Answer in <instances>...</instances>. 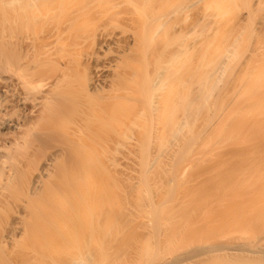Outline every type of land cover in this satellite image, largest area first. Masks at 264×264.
Returning <instances> with one entry per match:
<instances>
[{
  "label": "rangeland",
  "instance_id": "374dc122",
  "mask_svg": "<svg viewBox=\"0 0 264 264\" xmlns=\"http://www.w3.org/2000/svg\"><path fill=\"white\" fill-rule=\"evenodd\" d=\"M56 1L57 0H40L35 9L30 10L31 12L28 11L29 13L35 12V14H39L40 19L37 21L33 20V18L29 14H26L27 11L26 12L23 11L25 13H22L20 12V10H17L19 11V13L18 12L15 13L13 9H7V7L4 8L5 10L0 9V41L4 43L5 48L8 51L7 57L9 58V60L12 59L11 57L13 56V54H11V52L13 51V44L19 40H24L25 37L26 40L27 38H29V40L30 38L35 39L34 49H36L37 48L36 46H38L37 48L38 50L39 46H41L40 52H45L46 50L44 49H47V51L52 50L51 53L49 52L51 57L49 58L51 60L50 62L52 63V60L56 59V61L55 60L53 61L52 66L56 67L57 64L59 65L61 64L62 66V68L60 67L61 69H63L64 66V63H62L61 61L62 59H64L65 64L67 63L69 64V62L66 63L67 60L71 61L72 58L74 59L78 58L80 63L81 59H85L88 56L94 55L95 53L96 55L99 54V58L100 57L101 58L98 59L100 61L97 59L95 61H91L90 62L91 64L89 62H87L86 64V61L82 60L83 62L81 61V64H78L77 62L78 60H75L77 62L76 64H78L77 66L79 65L83 66L85 62L84 64L85 69L88 65L87 67L88 75H92V74L100 75L101 73H103L102 75L106 77L109 76L111 73L112 75L115 74L113 73L115 72V70H117L116 71L117 73L119 71L121 72L122 70L123 71L122 74L123 76L125 75L124 79H126V82L129 80L127 84L130 85V87H128V85L124 83L125 80L120 84L122 85L125 84L126 85V87L124 86L125 89L127 87L131 89L130 91L128 88L127 90L124 89L123 91L125 93H123L122 91L123 93L122 97L121 96L115 97L114 93L116 92H114V90L115 88H117V90L119 91L118 86L120 87V85L118 86L113 85L106 88V89L109 88L111 89V87H113L112 88L113 90L109 89L110 91L108 90L107 93L112 95L109 96L110 101H108V103H112V101L115 100L117 101V99H120V102H118L119 100L117 101V104L119 106L126 105V107L128 106L129 108L130 107L133 108L134 106V108L136 107L135 109H137V107H139L141 103H143L144 101L141 103L140 101H137L136 103L139 102L140 104H137L136 106L135 99L141 98V100H143L145 96L143 98L142 96L145 95V93H148V84L145 82L147 81V79H145L147 77L145 71L146 72L148 71L146 70V67L148 66V64H150L148 67L150 68L151 66L152 70L149 68L147 69L152 71V73L154 72L153 69L155 67L152 66L151 64L152 62L153 64L155 63L154 62L155 60L153 61V59L155 58L152 55H151L152 57L148 56L146 58V60L148 58H151L149 60L150 62L148 61L149 62L148 64L143 61L145 60L144 56H143L144 59H142V56H139L140 50L142 53V49L140 48L143 45H141L140 42L139 44H137L135 38L138 35H140L139 32H141L142 30L141 27L143 26V22L141 18L143 20L149 17L153 18L156 12L160 13L163 10L165 11L178 10L179 6H182L184 0H127V1L125 0H58L60 6L55 5ZM188 1H190L192 6H190L187 9H183L182 6V9L181 8L180 9L183 11V13H179L181 14L179 17H176L178 15L176 13L177 15L175 14L174 15L175 17L174 18L172 17L173 19H170V21H168L167 27H169L171 31L175 30L174 32H176L175 33L176 36L179 33V30H180V34H179L180 37L182 34H183L182 36H184V34L190 35L193 33L191 31H196L198 27L201 25V23L198 21L201 18V12L207 11L205 8V4L207 3L208 0H188ZM232 6L234 7L237 13L233 15V17H230L231 21L230 19H228L226 22H224L223 27L221 26L220 29V30H225L231 27L232 37L230 38L231 40L229 43L232 44L231 46H229L230 48H228L230 51H232L230 52L231 57L230 58L229 56L228 58L225 57L226 60H224L225 62L223 66L224 68L219 76L220 78L218 82L216 83V88H214V90L211 91L208 100L205 101L206 111L202 112L201 114L204 115L201 116L200 114V116H198L194 122V127L192 128L193 134H187L185 132L181 137L182 139L181 141L178 142L171 140L166 147L167 150L165 152L161 150L162 154H159V151H157L159 148V146H157L158 144L157 142H159L161 138L158 140V137L157 138L154 137H156L157 133L159 134V132L157 133L155 132L156 127L159 128L161 127L156 125L157 120L155 119L156 122L153 124L156 126L154 128L155 130H152V132L156 133V135L153 134L154 136H152V132H151L150 135L152 138H154V140L152 139L150 141L151 142L154 141V142L153 144L149 142V145H151L149 146L147 138L145 137L146 135L143 132H145L147 130V127L149 128L150 126L147 125L148 123L143 125V123L146 122L145 120H142V118L145 119L146 117L145 114H143V112L141 114L142 117L139 115L140 113L137 114L136 118L133 117L135 115L132 116L134 119H138V121L136 120L137 124L135 122L136 125L130 126L131 125L130 124L128 125V128L127 126H123V130L125 132L122 131V126H121V128L118 131L117 130L114 131V129L119 127H115L113 128V130L111 129V131H113L112 133L113 135L111 136L110 134V136L113 138L107 136L109 135V133L105 134V137L107 136L106 138L107 140L106 139L105 140L108 143H106L105 140L103 139L105 138L103 137L104 134L102 135L103 140H101L100 137L97 139L100 141L97 142L95 141L96 139L94 140V138L89 134H87L86 137L82 133L84 132L85 129L83 131L77 132L76 136H71V134L69 133L70 139H72L73 142L78 140L75 138L76 137L79 138L81 136V133L84 136V138L86 137L85 138L86 140L84 139L85 141H83V138L82 139L80 138L83 143H87L86 145L85 144L81 145L80 143L81 141L78 142L79 140L76 142L79 145L78 146L79 149L77 148L79 151L77 152L76 149V153L78 154L80 152L79 153L80 159L83 157L82 159L86 160V158L88 157L87 160L89 161L93 160L92 161L93 163H96L99 160V163L97 162L98 164L104 163L100 165L102 170L106 171L107 174L109 173V175L110 173L113 175L115 174L114 175L115 178L114 176H111L112 179H114V183L112 182L113 180H111L110 177L109 180H106L107 182L106 186L107 187L109 186L108 190L105 187L104 189L107 190V192L110 191V193H108L109 195L107 194L108 196L105 194L107 197L110 196V194L112 193L111 191H113V189H114L113 192H115L116 195L113 193L109 198L106 197L108 203L107 202L104 203L107 204L106 206L108 207L109 212H110L109 207H111L114 213L115 212L117 213L116 215L113 214L114 216L112 215L113 213L112 210L110 214H108L109 212L103 213L104 211L101 208H103V206L106 208L104 204L101 205V208L99 207L100 208L99 211L101 212V214L103 213L102 215L100 214L101 216H99L101 219L103 216L102 222L100 221V219H98L97 221L94 219L96 222H98V225L96 222L93 223L92 220L91 222L93 224L91 222H90L91 224L88 223L90 224V226L87 225L86 222H84L85 225H87L86 226L88 228L87 230L90 232L93 231V234L96 235L94 237V235L90 232H88L90 235H87L86 237L80 235L82 238L85 237L83 238L84 241L82 239L84 243L83 245H85V248L84 247L81 248L82 252L79 248L76 247L77 245L78 247L83 246L81 243L82 241L79 238L80 236L78 237L79 242L78 243L76 242L77 245L75 243L76 246L73 245L74 247H76V249H73L74 247L72 248L73 250H76L74 251L76 253L74 254L75 257H78V254L80 255L83 253L84 255H86L88 253L90 255L88 257L89 258L91 257L90 261L95 259L94 261L89 262L90 264H95L97 260H100L99 259L100 257L104 258L106 254L107 257H105L104 259L101 258V262H103L104 260L105 262L98 263L99 262L98 261L97 262L98 264H264V0H234V4ZM17 13L18 14L22 13V15L24 16L26 15V16L24 18V16H22L21 14L18 15ZM17 15L22 17L18 19ZM28 15L30 16L29 17L30 19L28 18L29 20L26 18ZM139 19L141 20L142 26L139 23ZM17 20L21 21V22L18 21L20 22L19 25L16 24ZM26 20H28V22H24ZM189 26L190 28L192 27L193 29L187 30L186 28ZM136 30H138L137 33ZM183 31L184 32L189 31V32L188 34H186L183 33ZM197 31L198 34L200 30ZM134 33H136V35ZM193 34L192 36L194 37ZM173 37H171V39ZM116 39L117 42H119L118 39L122 41L119 44H117ZM133 39L135 40V44L133 42L134 41ZM108 40L109 42H107ZM111 40L115 41L116 43L114 42V44L117 45H112ZM125 42L129 45L126 46L127 44H125ZM52 43L54 44V46ZM100 44H102L101 45L102 48ZM48 45H50L52 49L48 50V48H50V46L47 47ZM202 45H199L200 48L201 47L203 48ZM43 46L45 48H43ZM129 46L134 47L135 49L130 48ZM195 46L193 47L194 50L198 51V53L202 58V51H201L202 48L201 49L199 48V50H197L196 49L197 46L196 47ZM59 47L61 49L59 50V52L61 51L59 53V56L62 53V49L64 50L63 53H65V55L62 53L61 56L63 57L56 58L58 56H54V55L56 54V50H57L56 48ZM98 47H100V49ZM126 49L127 52L129 51L128 53L125 52ZM135 50L138 52H135ZM116 53H119L121 55L122 54L124 55L125 53V57L126 55L130 56L128 58L129 61L127 60V57L126 58L124 57L127 60L125 62L126 65L123 62V60L125 59L121 58L122 61H120L121 59L118 57L119 54L117 55ZM157 55H159V53ZM136 57L138 58V60ZM157 57L160 58V56ZM39 58L41 57L39 56ZM36 59L38 58L36 57ZM132 59H136L137 61L136 60L134 61ZM162 59H160V61ZM75 61L72 62H74L75 64ZM118 61L121 62V64L122 63L124 64L123 67L127 66V64L130 65V67L129 66L127 67L128 70H126V68L124 69L122 66L119 67L121 64H119ZM160 61L157 60V63L155 64L158 66ZM165 61L166 60L164 59L162 60V62ZM72 62H70V65H73ZM48 64H46L45 62L43 63L44 66L43 65L42 66L43 68L45 67V70L41 68L42 70L41 75H39L40 72L38 70H40V68L38 67L39 69L35 71H38L39 73L38 75L36 73L34 76L36 75L42 76L46 74L51 69V68L47 69L49 68V66H51V64L50 65ZM193 64L190 62V67H187L189 66L188 64L185 67L184 73L189 75L190 73L189 70H195V68L197 69V67L191 69V66ZM46 65H48V67ZM131 65L133 66L135 65L136 67L134 66L131 69ZM75 67L73 68L75 69ZM156 67L154 70H156ZM69 68L67 69L66 67L64 70L65 71L66 69L69 70ZM78 68L76 67L77 71ZM96 68H98L100 71L98 70L99 71L98 72ZM56 69L54 68L55 71H57ZM61 69L60 71L62 72ZM82 69L80 71H83ZM51 70L53 71V68ZM51 70L50 73L52 72ZM187 70L189 71V73L187 72ZM129 71L131 74L129 73ZM150 71L147 72V75L148 73H151ZM68 72H70V70ZM79 72L78 74L75 73V75L76 74H77L76 76L79 75L80 78L78 83L82 81L81 76L84 75L83 74L84 71L80 73ZM124 72L126 73L124 74ZM128 73L130 75H128ZM184 73L182 72V74ZM47 74H49V72ZM65 74L68 73L65 72ZM72 74H74V70ZM182 74L180 72V75L182 77L185 76ZM202 74L204 73L202 72ZM70 75L68 74V76ZM75 75H71V76L73 78L74 77L76 78ZM136 75H137L136 78L138 79L140 78L139 79L140 81L135 79L134 76ZM150 75L152 74H149L148 76ZM71 76L70 79H73L71 78ZM186 77L188 76L186 75ZM177 78L178 77L171 78L173 81L171 82L170 79L166 83L168 86L166 89L167 91L169 90L174 91L176 89L177 92H175V94L178 93V90H180L179 91L180 94L182 89L186 87L185 80H183L184 77L180 78L181 80H183L185 85V87L183 86L182 88H181V84L179 83L180 79L178 80ZM141 79L145 81L142 82ZM186 80L188 79L186 78ZM136 81L139 82V84H137ZM0 83H3L2 86L4 90V93L2 92L0 94V109L2 111L1 112L2 118L6 119V121L9 120L21 121L22 116H24V114L27 113L26 111L32 108V106H29V104L27 105V102H25L27 101L26 98L24 99V97H26V93L22 88H20L19 90V85H17L18 80L15 75L2 73L0 75ZM133 83L134 85L136 84L135 87H133L134 86ZM142 83H146V84L141 86ZM72 85L75 86V84ZM77 85L78 84H76V86ZM14 86L16 87V90L20 92L19 94L18 91L16 92L14 91L15 89ZM175 86H178L181 89ZM188 86H190V83ZM10 90L11 91L13 90L12 92L13 94L15 92L16 99L18 98L17 103L19 104L17 105V107H15L16 106L15 104H14L15 106L12 104V97L10 96L11 95ZM121 90L119 92L117 91V94H121ZM76 91L78 90L76 89ZM106 92L107 90H105L104 94ZM184 92L185 91L183 90V93L182 92L181 93L185 94ZM22 93L25 95L24 97H21L24 99V102L23 99H20L23 102V103L21 102L22 104H20V102H18L20 97L19 95L21 94V96H23ZM127 93L130 95L132 94V96L130 95L128 96ZM186 93H189V95L190 93L191 95L196 94V92L195 93L186 92ZM107 94H105L106 97L104 96L106 101L108 100L106 99ZM137 94L140 96L137 97L138 96ZM17 95L19 97H17ZM113 96L117 99L114 98L110 99V97ZM133 96H136L134 97L135 99H133ZM185 96L187 97V94H185ZM185 96L183 95L182 97ZM125 97L126 99L124 101L123 98ZM127 97L130 98L127 99ZM121 99H123V102L121 101ZM130 99H132L131 100L132 103L128 105ZM30 101L28 103H32ZM180 102L181 101H179L178 103ZM182 103L183 102H181L178 107H181L180 105H182ZM144 104L145 102L142 105ZM26 105L29 108L26 107ZM142 105L140 106L141 109H142ZM140 107L138 109H140ZM145 108H147L146 105L144 107V110ZM44 111L42 110V112ZM46 112L47 113L44 114L41 113L43 115L39 114L41 115L40 117L29 121L28 122L29 125L26 124L25 127L23 126L18 130H14L13 128L9 129L8 127H2V128L0 127V148L3 145L8 147L10 144H13L12 143L13 140H16L14 142H17L19 144L21 143L22 148L24 147V150H22L21 147H20L21 150L19 149V147L18 149L16 148L17 150L15 151V153H13L12 156L18 158L17 160L20 161L21 165L17 166L18 165L17 164L16 165L17 167H14L12 169L7 168L10 162L8 161V159H6L4 164V167L6 168H4V170L7 169L8 171L9 169V171L13 172L12 170L13 169L15 170V168L20 169L17 170V173L18 171H20V173H22L23 176V172H21L23 168H24V172L26 171L24 174H27V172L28 173L34 172L35 166L38 167L39 165H41L39 166L40 168L45 163L47 165L49 164V162L47 163V161L51 159L49 155L51 156V153L54 149H49L50 147H48L46 144L37 141V138L40 136H44V133L46 134V136L52 137L53 134L50 133L51 131L54 130L59 133L64 131L71 132L73 126L69 124L67 127V124L65 125L62 124L63 126L61 128L58 127L57 129H54L58 124H60V122L59 123L57 122L58 123L57 124L55 120L57 121H61V120L52 117L50 115L51 112L49 110ZM35 115L38 114L36 113ZM131 115L132 114H130L127 117V119L131 118ZM49 116H51L52 121H55L53 122L55 123L54 125H51L52 122H50ZM178 119H180V117H178ZM134 121L132 119V121L130 122L133 123ZM140 125L144 127H146L147 125V127L144 128L141 127ZM134 126L137 127L135 128ZM187 131L188 133H190L188 128ZM85 132L87 133V130ZM121 132L123 133V135L121 134ZM115 133H120V134H117L116 136ZM148 133L149 130L147 132V135L148 138L150 139L151 137H149ZM161 133H162V129H161ZM161 133L159 134V136L162 137L165 134V132L162 133L163 135H161ZM143 136L146 138V140L144 141L146 142L145 145L149 146L148 150H146L145 148V150L148 152L147 156H149V160L148 157L146 156L147 157L146 160L148 162L143 160L145 158V156L143 157L144 154H142L145 153L144 147L142 146L144 145L143 144L144 142L142 143V141L144 140ZM88 137H90V139H88ZM91 139L93 140V142H96L97 145L101 144L100 147H102V143L104 141V143L106 144L104 145L107 146V148L102 150H105V152L108 153V155L104 153L103 154L104 156L102 158L101 155L102 153L98 154L99 152H101L99 149L100 147H98L99 150H97L96 148L97 145L95 147V144L92 143ZM165 139H167V137ZM111 140H112V144H111ZM184 141L187 142V145L186 142ZM17 143H15L16 147H17ZM90 143L94 145V147H92ZM182 144L185 145V147L187 148H184ZM45 145L46 147H44ZM80 145L81 146L84 145L83 146L84 148L81 147ZM170 145L172 147L171 150L169 151ZM181 145L185 150L182 149ZM42 146L44 148H42ZM86 146L89 147L85 148ZM90 147H92L93 149L90 150ZM179 147H181L180 148L181 150L179 149ZM75 148L76 147H74L73 149ZM87 154H89V156L92 158L89 159L90 157ZM99 157L102 158V160ZM43 158H46L47 161H45L46 159ZM78 158L79 156L77 157V159ZM13 159L10 160L14 163ZM68 159H69L68 156L67 158L65 156L64 159L58 158L57 162L60 161L59 163H61V160H66L68 162ZM142 161L145 162V164L147 163L148 165L151 162L152 164L151 166L149 165L150 167L146 166L147 164L146 165L144 164L145 165L144 166L141 165V163L143 164ZM10 165H11L10 167H12L13 164ZM30 165L31 167H29ZM25 166H28L27 169ZM32 166H34V168ZM49 168H52L54 170V167L52 166H49ZM105 168L107 169L105 170ZM147 175L148 178H150L151 176L150 180L148 178H147L148 181L144 180V178L143 180L141 179V177ZM53 177H56L57 179L58 174ZM53 177L52 180L54 179ZM57 180H59V178ZM50 181L48 182L50 183ZM53 181H51V183H53ZM144 181L151 183V185L147 186L148 183L144 184ZM16 182L14 181V183L11 184L13 185L11 187H9V185L7 186L10 189L9 193H7V187L2 188V191L0 192L2 193L1 195L4 196L1 197L0 195V200L2 202L3 200L8 202V203L3 202V204L2 202H0L2 204L0 206V208H2L0 209L1 210L0 232H2V235H0V240L2 239L1 240L2 244L4 242L3 239L6 240L3 244L4 245L3 249L1 247L2 244H0V264H49V263L56 264L57 261H55V257H57L56 256L57 254H54L53 251L57 248V246L60 245H57L56 248L51 247L56 244L55 241H53L54 239L52 240L53 235L51 234V232H53V230L56 229L54 224L57 223L59 226V224L62 223L61 218H60L61 221H59V218L56 217L57 216L60 217L59 212L62 209L61 208L62 206H60L59 203L61 202L63 203V198L60 197L61 195L57 193L58 191L56 192V194H58L57 196H55L54 191L51 190L53 192L52 194L50 191H48L49 188L51 189L55 188L54 187L55 183L53 186L50 183L51 187H49L50 186L48 185L49 183L47 184L46 182V184L49 187V188L47 187V190L45 184H44L45 187H43L44 185L41 186L45 189L41 187L39 188L38 200L40 201V203L39 201L38 202L36 201L38 198L37 195L38 193L36 192L35 195L33 193V196H31L32 198L29 196L31 199L28 200L29 197L24 195L26 194V192L23 191L24 189V187L22 186L23 184H20V181L17 183ZM102 182H103L102 184L106 183L103 180ZM17 184L18 186L21 185L23 189H21L20 187L18 189ZM111 186L113 189L110 188ZM41 189H43L44 191L42 190L43 191L42 192ZM20 190L23 192H21ZM40 192L42 193L40 194ZM45 192H47L48 195L45 194ZM73 193L74 195H76L78 192L76 190V194L75 192ZM30 194L32 195V193ZM30 194L27 191V195ZM49 195L54 200H52L50 197L43 199H45L46 201V199L49 198V200L47 201L50 202V205H53L52 203L55 202L56 200L57 202H55L53 206L55 207L56 205L57 206L56 208L60 206L61 209L59 208V211L55 208H52V206L50 207L48 202H44L43 204L44 200H42L41 198ZM35 196H37V198ZM5 198H8L9 200ZM60 198H62L61 201H59ZM98 200H101V198H99ZM29 207L32 210H30ZM37 207L38 208L43 207L42 209H44L46 212H41L42 210L41 208H39L38 210L40 212L38 211L36 213ZM52 209L57 210L58 212L55 211V213H53L54 210ZM72 209L73 212H75V210L77 211L76 206L74 210V205ZM9 211H11L12 213ZM26 211L27 212L29 211V213H27ZM49 211L51 212L49 213ZM7 213H11V214H7ZM43 213L46 214L47 216L44 215ZM6 214L9 216H7ZM26 214L27 217L30 219L26 218L25 216ZM56 214L58 215L56 216ZM51 215H53L54 217ZM104 215L108 216L106 217L108 218L107 219L108 222L107 220H105L106 218L104 217ZM20 216L21 219L22 217L25 218L21 220ZM112 216L115 218L111 219ZM8 217L10 219H7ZM26 222L28 223L31 222L29 223L31 227L32 226L36 227L37 224L39 225L38 228L42 223L44 224L45 228L47 226L48 229L47 228L46 229L48 231L46 229L42 230L43 225L41 224L40 228L42 229L39 228L41 232L38 231V229L34 230L32 228L31 229L33 231L30 229L28 230L27 227L26 231L28 232L26 233L25 229H23L24 226L29 225L26 224ZM47 222L48 225H46ZM32 223H34L35 225ZM93 225L97 226L96 230H94L95 227L93 228ZM15 226L17 228L16 240L15 238L13 239V237L9 239L11 235L7 236L6 233L10 234V232H12L11 229L12 228L14 229ZM81 227H83V225ZM5 228L6 229L10 228L9 230L11 231L6 230ZM18 228L22 230L18 231L19 230ZM4 229H5L4 231L5 235L3 236ZM49 230L52 231L49 233ZM87 230L84 231L87 232ZM99 230L100 231L102 230V232L103 230L104 231L110 230V232L106 231L100 233ZM23 231H25V234L21 235ZM78 231L80 230L78 229ZM95 231H97V233H95ZM101 234L102 235L105 234L107 236L102 237ZM88 236L91 237V238L89 237V240L86 239L88 238ZM92 238L93 240L91 241L92 242L91 244L90 240ZM100 238L103 239L101 240ZM14 240L17 242H15ZM87 243L89 246H87ZM86 247L88 248V250L91 249L92 251L89 250L91 251L90 253L88 250L85 251L87 249ZM96 247L98 248V250ZM59 248H62V246ZM48 249L52 251L51 253L52 255L49 254L50 251ZM57 249L56 251H58ZM99 249L101 251L100 253H99ZM221 249L224 250L221 251ZM95 250L98 251V256L96 253H95L96 255L94 254ZM232 250H235V252L234 251L232 252ZM60 251L62 250H59L58 252L55 253H60ZM77 251L79 252L78 254ZM102 251L103 253H105L104 251L107 252L105 254H101ZM74 252L72 251V253ZM53 254L55 255L54 258H53ZM95 256H97L98 258L96 259ZM49 258L50 259L52 258L51 259L52 262L50 261Z\"/></svg>",
  "mask_w": 264,
  "mask_h": 264
},
{
  "label": "bare ground",
  "instance_id": "6f19581e",
  "mask_svg": "<svg viewBox=\"0 0 264 264\" xmlns=\"http://www.w3.org/2000/svg\"><path fill=\"white\" fill-rule=\"evenodd\" d=\"M40 0H0V9L2 10H5L4 8H6L7 7V9H13L14 10V12L16 13V12H18L19 13V11H17V10H20V12H22V13H25L26 11H27V13L26 14H29L32 18H33V20H39L40 19V17H39V14H35V12L34 13H29L28 11H30V10H33V9H35L36 8V6L38 5V2H39ZM125 1H127V0H125ZM227 1H228V3H227ZM129 2V1H128ZM131 3V2H130ZM125 4V3H124ZM234 4V0H208L207 1V3L205 4V8H206V10L207 11H202L201 12V18L198 20L200 23H201V25L199 26V27H201V28H199L198 27V29L197 30H200L199 31V33L197 34V30L196 31H191V32H193L192 34L194 35V37L192 36V34H188V32H184L183 31V33H186V34H188V35H185L184 34V36H182L181 35V37H180V30H179V33L177 34V36H176V32H174V31H171L170 29H169V27H167V24H168V21H170V19H173L175 16V14L177 15L176 17H179L181 14H179V13H183V11L181 10L182 9V6H183V9H187V8H189L190 6H192V4L190 3V1H188V0H184V2H183V4H182V6H179V9L181 10V12H180V10L178 9V10H175V11H165V10H163L162 12H160V13H157L156 12V14L153 16V18H151V17H149V18H145L144 20L141 18V20H142V22H143V26H142V23H141V20L139 19V23L141 24V28H142V30H141V32H139L140 33V35H138L136 38H135V40L137 41L136 43L137 44H139V42H140V44L141 45H143V46H141V48L140 49H142V53H141V50H140V54H139V56H142V59H144V57H145V60H143L144 62H146L147 64L150 62L149 60L151 59V58H148L147 60H146V58L148 57V56H153L155 59H153V61L155 62V63H157V60L158 61H160V59H164V60H166L165 62H162V60L160 61V63L158 64V66L154 63L153 64V62L151 63L152 64V66H157L156 67V70H154L155 69V67H154V69H153V73H152V71H150L149 69H151V66H150V68L148 67L150 64H148V66L146 67V70H148L147 72H151V73H148V75L149 74H152V75H150V76H148L147 75V72L145 71V73H146V78L145 79H147V81H145L147 84H148V93H145V92H143V91H141V92H143V93H145V95H143L142 96V98L145 96V98H143V100H141V98L140 99H135L134 97H136V96H133V99H135V104H136V106H137V104H140L141 102H145V104L144 105H142L143 103H141V105H142V109H141V105L139 106L140 107V109H138L139 107H137V109H135L134 108V106H133V108L132 107H130V108H132V109H130L128 106L126 107V105H118L117 104V101L118 102H120V99H117V98H115L116 96L118 97V96H121L122 97V95H123V93H125L123 90L125 89L124 88V86L126 87V85L125 84H127L128 83V81L126 82V79H124V77H125V75L123 76V71L121 70V72L119 73H117L116 71L117 70H115V72H113V73H115V74H113L112 75V73L109 75V76H103L102 74L103 73H99L100 75H88V65H87V67H86V69H85V67H84V64H85V62H84V64H83V66H81V65H79V66H77L78 64H81V61L82 60H84V61H86V64H87V62H91V61H95V60H97L98 58H99V54L98 55H96V53L94 54V55H91V56H88L87 58H85V59H81L80 60V63H79V59L78 58H72L71 59V61H69V60H67V58H66V63L67 62H69V64L67 63V64H65V62H64V59H62L61 61H62V63H64V66H65V68L67 67V69L69 68V70H70V72H68L69 70H67L66 69V71L64 70L65 68H64V66H63V69H61L62 68V66H61V64L59 65V64H57V69H56V67H53L52 66V63H53V61L55 60L56 61V59H53L52 60V63L50 62L51 60L49 59V58H51L50 57V53L52 52V50H49V49H52L51 48V46L50 45H48L47 47H49L50 46V48H48V50L49 51H47V49H44V50H46L45 52H40L41 51V49H40V47L41 46H39V49L37 50V48H38V46H36L37 48L36 49H34L35 47H34V41H35V39H33V38H30V40H29V38H27V40L24 38V40H19V41H17V42H15L14 44H13V51L11 52V54H13V56L11 57L12 59H10L9 60V58L7 57V53H8V51H7V49L5 48V45H4V43L3 42H1L0 41V75L3 73V74H12V75H15L16 77H17V80H18V84L17 85H19V90H20V88H22L23 90H24V92L26 93V97H24L25 95L23 94V96H21V94L18 96L17 95V97H19V101L18 102H20V104H22L23 102H24V99L26 98V100L27 101H25V102H27V105L29 104V106H32V108L31 109H29L28 111H26L25 113L26 114H24V116H22V120L20 121H11V120H9V121H6V119H4V118H2V115H1V109H0V127L2 128V127H8L9 129L10 128H13L14 130H18V129H20V128H22L23 126L25 127V125L26 124H28V122L29 121H31V120H34L35 118H38V117H40L41 115H43L44 113H47L46 111H50L51 112V116L52 117H54V118H57V119H59V120H61V121H57V120H55L56 121V123L58 122H60V124H58L54 129H57L58 127L59 128H61L63 125H65V124H67V127H68V125L70 124V125H72L73 126V128L71 129V132H67V131H64V132H56L55 130L54 131H51V133L50 134H53V136L52 137H49V136H46V134L44 133V136H40V137H38L37 138V141H39V142H41V143H43V144H46L48 147H50L49 149H54L53 151H52V153H51V156L49 155V157H51V159H49L48 157V161H47V159L46 158H43V159H46L45 161H47V163L49 162V164L47 165L46 163V165L44 164L42 167H40L39 168V166H41V165H39L38 167L37 166H35V168H34V166H32L33 168H34V172H31V173H28L27 172V174H24L25 172H24V168H23V170L21 171V172H23V176H22V173H20V171H18V173H20V174H18L17 173V170H20V169H16L15 168V170L13 169L12 171L13 172H11V171H9V169H8V171L9 172H11V173H9L8 171H7V169H5L6 171H7V173H6V171L4 170V168H6V167H4V164H5V160L6 159H8V161L10 162V164H13L12 165V167H10L11 165L10 164H8V167L7 168H14V167H17V166H19V165H21V163H20V161H18L17 159L18 158H16V157H12L13 156V153H15V151L18 149V147H19V149H20V147L22 146L21 145V143L19 144V143H17V142H14V141H16V140H13L12 141V143L13 144H10L8 147H6L5 145H3L1 148H0V192L2 191V188H5V187H7L8 185H9V187H11V186H13V185H11L12 183H14V181L16 182V180H17V182H19L20 181V184H23L22 186L24 187V189H23V187H21V185H19L18 186V184H17V186H18V189H19V187L21 188V189H23V191H25L26 192V194H24V195H26L27 197H31V196H33V193H34V195H35V192L36 193H38L39 192V188L41 187V186H43L44 184L46 185V190H47V187H48V185H50V183H51V181H53V180H56V181H53V183H51V185L53 186L54 185V183H55V185H54V187L55 188H53V189H51V188H49V187H51V185L48 187L49 189H48V191H50L51 192V194L53 193L52 191H54L55 192V196H57L58 194H60L61 196L60 197H62L63 198V203L61 202V203H59L60 204V206H62L61 208H60V206L58 207V208H56L57 206L55 205V207L53 206L54 204H55V202H57L56 200H55V202H53L52 204L53 205H50V202H48L47 200H49V198L48 199H46V201H45V199H43V198H47V197H50V195L49 196H44V197H42L41 198V196H40V198L42 199V200H44L43 201V204H44V202H48L49 203V205H50V207L52 206V208H55V209H57L58 211H59V208L62 210V212H61V210H60V212L62 213V215H61V213L59 212V215H60V217H58L57 215L58 214H56V218H59V221H61L62 220V223L61 224H59V226H58V224L56 223V224H54L55 225V230H53V232H51L50 230H49V233L51 232V234L53 235V237H52V240L53 241H55V245L54 246H51V245H49V246H51L52 248L53 247H55L56 248V246L57 245H60V246H57V248H59V247H61L62 246V248H59V249H57L58 251L59 250H62V251H60V253H55V252H58V251H56V249L53 251L54 252V254H57L56 256L57 257H55V261H57L56 262V264L57 263H60V264H90L89 262H92V261H94V260H92V261H90L91 259V257L89 258L88 256H90L88 253L86 254V255H84L83 253L82 254H78L79 252L77 251V254H78V257H75V255L74 254H76L74 251H76V250H73V249H76V247L77 248H79L80 250H81V252H82V247H84L85 248V245H83L84 243H83V241H84V239L83 238H85L87 235H90L88 232H90V231H88L87 229V225H89L90 226V224L92 223L91 221L93 220V223H95L98 219H100V221L102 222V219H103V216H102V219L99 217V216H101L103 213H108L109 211H108V207L106 206L107 204H105L104 202H107V199H106V197L109 195L108 193H110V191L109 192H107V190H108V187L106 186L107 185V182H106V180H109V178L111 177V176H114L113 174H111L110 173V175H109V173L107 174L106 173V171H104V170H102L101 169V166L100 165H102V164H104V163H100V164H98L99 163V160L96 162V163H93L92 161H89V160H87L88 159V157L86 158V160H83L82 158V160L80 159V155H79V153L77 154L76 153V149L78 148V143H76L78 140V142H80L81 141V139L83 138V141H85L86 139V137H87V134H89L90 136H92L93 138H94V140L97 142V141H100V140H97L98 138H100L101 140H105L106 138H107V136H110V134H111V136L113 135L112 133H113V131H111V129L113 130V128H115V127H119V128H115L114 129V131L115 130H119L120 128H121V126H122V131L123 132H125L124 130H123V126H127V128H128V125H130V126H133V125H136L137 124V122H136V120L138 121V119H134V118H136L137 117V114H139L140 116H141V114H142V112H143V114H145V119L144 118H142V120H145L146 122H144L143 123V125L144 124H147V125H149L150 127V129L147 127V125H146V127H147V130L145 131V132H143L146 136V138H147V141H148V145H149V142L150 143H152L153 144V142H151L150 140H154V138H157L158 137V140L160 139V141L159 142H157L158 144H157V146H159V148H160V150H159V148H158V150L157 151H159V154H162V152H161V150H163V152H165L167 149H166V147H167V145H168V143H170V141L172 140H174V141H181L182 139H181V137L183 136V134L186 132L187 134H193V132H192V128L194 127V122H195V120H196V118L198 117V116H200V114L202 113V112H204V111H206V106H205V101H207L208 100V98H209V96H210V93H211V91H213L214 90V88H216V83L218 82V80H219V76H220V74H221V72L223 71V66H224V64H225V62H224V60H226L225 59V57L226 58H228V56H229V58L231 57L230 56V52H232V51H230L228 48H230L229 46H231V44L229 43L230 42V38L232 37V33H231V27L229 28V29H225V30H220L221 29V26L223 27V24H224V22H226L228 19H230V17H233V15H235L237 12H236V10L234 9V7L232 6ZM55 5L56 6H60L59 5V2H58V0L56 1V3H55ZM127 5H128V3H127ZM84 6V5H83ZM172 9H173V7H172ZM23 11H25V12H23ZM31 12V11H30ZM17 13V14H18ZM22 13H20L21 15H22ZM20 14H18V15H20ZM17 15V16H18ZM27 16L26 18L28 19L30 16ZM22 16H24V15H22ZM22 16H18V19L20 18V17H22ZM26 16V15H25ZM25 16H24V18H25ZM182 16H183V14H182ZM173 17V18H172ZM183 18V17H182ZM187 18V17H186ZM21 19H23V18H21ZM30 19V18H29ZM28 19V20H29ZM184 19H185V17H184ZM28 20H26V21H24V22H28ZM175 20V19H174ZM18 21H20V20H17V23L16 24H18L19 25V23L21 22H18ZM145 21V22H144ZM197 21V22H198ZM230 21H231V19H230ZM171 22H173V21H171ZM196 22V23H197ZM199 23V24H200ZM14 24V23H13ZM145 24V25H144ZM173 24V23H172ZM170 25H171V23H170ZM195 25V24H194ZM3 26V25H2ZM139 26V25H138ZM225 27V26H224ZM138 29H139V27H138ZM187 30H192L193 28L191 27L190 28V26L189 27H187L186 28ZM186 29H185V31H186ZM182 31V30H181ZM134 32H135V30H134ZM138 32V30H136V33ZM190 32V33H191ZM136 33H134L135 35H136ZM231 33V34H230ZM134 34H133V36H134ZM173 34V35H172ZM175 34V35H174ZM195 34H196V36H195ZM173 36H176V37H173ZM179 36V37H178ZM187 36H189V37H187ZM171 37H173L172 39H171ZM191 37V38H190ZM33 39V40H32ZM29 40V41H28ZM134 40V39H133ZM135 40L133 41L134 42V44H135ZM139 40V41H138ZM118 41L119 42H117V39H116V42H117V44H119L121 41L118 39ZM37 42V41H36ZM36 42H35V44H36ZM107 42H109V40L107 41ZM114 42L115 41H112L111 40V43H112V45H117V44H114ZM115 42V43H116ZM131 42V41H130ZM142 42V43H141ZM110 43V44H111ZM202 43H203V45H202ZM53 44V43H52ZM51 44V45H52ZM103 44H104V42H103ZM125 44H127L126 42H125ZM132 44V43H131ZM198 44V45H197ZM102 44H100V46H101ZM129 44H127L126 46H128ZM133 45V44H132ZM198 47H196V46ZM199 45H202L203 46V48H202V58H201V56H200V54L198 53V51H195L194 50V46L196 47V49L197 50H199V48H200V46ZM46 46V45H45ZM53 46H54V44H53ZM52 46V47H53ZM104 46V45H103ZM107 46V45H106ZM125 46V45H124ZM145 46V47H144ZM46 47V48H47ZM130 47V46H129ZM134 47H135V45H134ZM134 47H130V48H134ZM137 47H139V46H137ZM43 48H45L44 46H43ZM99 49H100V47H98ZM101 48H102V46H101ZM143 48H144V50H143ZM200 48V49H201ZM57 50H56V54H58V55H54V56H58V57H56V58H60V57H63V56H61L62 55V53L64 52V50L62 49V53L60 54V56H59V53L61 52H59V50H61L60 49V47L59 48H56ZM97 49V48H96ZM109 49V48H108ZM111 49V48H110ZM135 49V48H134ZM138 49V48H137ZM98 50V49H97ZM124 50V49H123ZM128 50H130V49H128ZM191 51H193V52H191ZM196 53H195V52ZM50 52V53H49ZM58 52V53H57ZM124 52V51H123ZM122 52V53H123ZM125 52H127V49H126V51ZM129 52V51H128ZM127 52V53H128ZM135 52H138V51H136L135 50ZM134 52V53H135ZM200 52V51H199ZM45 53H46V55H45ZM159 53V55H157ZM48 54H49V56H48ZM64 55H65V53H63ZM117 55L119 54V53H116ZM138 54V53H137ZM137 54H134V55H137ZM142 54V55H141ZM199 54V55H198ZM117 55H116V57H117ZM119 55H121V54H119ZM118 55V57L121 59V58H123V59H125L126 57H127V60L129 61V57L130 56H128V55H126V57H125V53H124V55L122 54L121 56H119ZM155 55H156V57L157 56H160V58L159 57H155ZM161 55H162V57H161ZM39 56L42 58H39ZM45 56V57H44ZM48 56V57H47ZM97 56V57H96ZM138 56V57H139ZM144 56V57H143ZM151 56V57H152ZM36 57L38 58V59H36ZM44 57V58H43ZM47 57V58H46ZM65 57V56H64ZM125 57V58H124ZM54 58V57H53ZM81 58V57H80ZM101 58V57H100ZM99 58V59H100ZM115 58V57H114ZM137 58V57H136ZM45 59V60H44ZM98 59V60H99ZM141 59V58H140ZM195 59H196V61H195ZM75 60H78L77 62H78V64H76L77 62L75 61ZM126 59L125 60H123V62H124V64L126 65V61H127ZM131 60V59H130ZM132 60H136V59H132ZM137 60H138V58H137ZM136 60V61H137ZM191 60H193L194 61V64H193V61H191ZM72 61H75V64H76V67L78 68V67H82V68H84V69H82L81 67V69L84 71H80L81 69L80 68H78V71H77V69H76V67H75V64H74V62H72ZM100 61V60H99ZM120 61H122V59L120 60ZM149 61V62H148ZM152 61V60H151ZM46 63V64H48L49 62V64L48 65H50L51 64V66H49V68H47V69H52L53 68V71L50 73V70L48 71L49 72V74H44V75H42V76H37L38 75V73L40 72V74L39 75H41L42 74V70H41V68L42 69H44L45 70V67L43 68V63ZM70 62H72L73 63V65H70ZM83 62V61H82ZM119 62V61H118ZM190 62L193 64L192 66H191V69H193V68H195V67H197V69L195 68V70H189L190 71V73H189V71L187 70V72L189 73V75L188 74H186V73H184V70H185V67L189 64V66H187V67H190ZM57 63H59V62H57ZM97 63V62H96ZM134 63V62H133ZM132 63V64H133ZM91 64V63H90ZM119 64H121V62H119ZM118 64V65H119ZM123 63L119 66V67H123V65H124ZM146 64V65H147ZM43 65V66H42ZM48 65H46L47 67H48ZM67 65V66H66ZM69 65V66H68ZM99 65V64H98ZM195 65V66H194ZM71 66H72V69H71ZM101 66V65H100ZM130 67V65H128L127 64V66H124L123 68L125 69L126 68V70H128V68L127 67ZM135 66V65H134ZM133 65H131V69H132V67H134ZM40 68V70H38L39 68ZM61 67V68H60ZM73 67H75V69L73 68ZM90 67V66H89ZM136 67V66H135ZM54 68L57 70V71H55L54 70ZM117 68V67H116ZM147 68H149V69H147ZM153 68V67H152ZM46 69V70H47ZM60 69L62 70V72L60 71ZM80 69V70H79ZM97 69V71L99 70L98 68H96ZM187 69V68H186ZM35 70H38V71H35ZM64 70V71H63ZM71 70H72V73H73V70H74V74H72L71 73ZM76 70V71H75ZM102 70V69H101ZM152 70V69H151ZM199 70H201V71H199ZM34 71H35V73H34ZM55 71V72H54ZM83 72V76H81V79H82V81L80 82V83H78L79 82V80H80V78H79V75L78 76H76L77 74H78V72ZM96 71V72H97ZM100 71V70H99ZM98 71V72H99ZM136 71H137V68H136ZM65 72H67L69 75L71 74V75H75V73H77L75 76H76V78L74 79L71 75V78H73V79H70V76H68V74H65ZM79 72V73H80ZM102 72V71H101ZM180 72H181V74H182V72L184 73V74H182V75H185V76H181L180 75ZM186 72V71H185ZM202 72L204 73V74H202ZM34 73V74H33ZM37 73V75L36 76H34L35 74ZM90 73V72H89ZM126 72H124V74H125ZM129 73H130V71H129ZM128 73V75H130ZM109 74V73H108ZM137 74H138V72H137ZM102 75V76H101ZM178 75V76H177ZM186 75L188 76V77H190V78H188V77H186ZM126 76H127V74H126ZM132 76H133V74H132ZM132 76H129V77H132ZM140 76V75H139ZM141 76H142V74H141ZM45 77V78H44ZM135 77V79H137V80H139L138 78H136L137 77V75L136 76H134ZM175 77H178L177 79L179 80L180 78H183V80H185V85H186V87H185V85H184V82H183V80H181L180 79V84H181V88L184 86L185 88H187V89H182V93H183V90L185 91L184 93L185 94H187V97L185 96V94H182L181 92H180V94H179V91L180 90H178V93H176L175 94V92H177L176 91V89L174 90V91H171V90H169V91H167L166 89H167V82L171 79V78H175ZM79 78V79H78ZM128 78V77H127ZM142 78V77H141ZM149 78V79H148ZM186 78L189 80V83H190V86H191V88H190V86H188L189 85V83H188V80H186ZM76 79H78V80H76ZM74 80H76V81H74ZM125 80V84H120V83H122L123 81ZM176 80V79H175ZM73 83H72V82ZM140 81V80H139ZM141 81L142 82H144L142 79H141ZM171 82L173 81L172 79L170 80ZM249 81V80H248ZM76 82V83H75ZM134 82H135V80H134ZM183 82V83H182ZM136 83L137 84H139V82H137L136 81ZM146 83H142V85L141 86H143V85H145ZM246 83V82H245ZM2 84L3 83H0V94L3 92L4 93V90H3V86H2ZM72 84H75V86L74 85H72ZM76 84H78L77 86H76ZM141 84V83H140ZM183 84V85H182ZM113 85H115V86H118V85H120V87L118 86V88H119V91L121 90V94H117V88H115V90H114V92H116V93H114L115 94V97L113 96V97H110V99L111 98H114V99H117V101L115 100V101H112V103H108V101H110L109 100V96L111 95V94H107L108 93V90L110 89H106V88H108V87H110V86H113ZM122 85V86H121ZM128 85V84H127ZM133 85H134V83H133ZM136 85V84H135ZM135 85L133 86V87H135ZM249 85H250V83H249ZM72 86H73V88H72ZM138 86V85H137ZM75 87H76V89L78 90V91H76V89H75ZM121 87H123V88H121ZM128 87H130V85H128ZM127 87V88H128ZM175 87H178V86H175ZM14 91L16 92V91H18V90H16V87L14 86ZM17 88H18V86H17ZM113 87H111V89L110 90H113L112 89ZM121 88V89H120ZM127 88L125 89V90H127ZM178 88H180V87H178ZM180 88V89H181ZM129 89V88H128ZM131 89V88H130ZM130 89H129V91H130ZM194 89V90H193ZM196 89H197V91H196ZM74 90V91H73ZM105 90H107V92L105 93V94H107V98L106 99H108L107 101L105 100V97H106V95L104 94V92H105ZM109 90V91H110ZM133 90V89H132ZM146 90V89H145ZM13 91V90H12ZM11 90H10V93H11V97H12V104L15 106V107H17V105L19 104V103H17V99H16V95H15V92H14V94H13V92H12ZM78 92V93H76V92ZM118 91V92H119ZM122 91H123V93H122ZM167 92V94H169V95H167L166 94V92ZM113 92V91H112ZM111 92V93H112ZM186 92H192V93H195L196 92V94H193V95H191V93H190V95H189V93H186ZM20 92L18 91V94H19ZM103 93V94H102ZM110 93V92H109ZM129 93V92H128ZM127 93V95L129 96L130 94H128ZM113 94V93H112ZM113 94V95H114ZM166 94V95H165ZM181 94H182V96L184 95L185 97H182L181 96ZM102 95H103V97H102ZM138 95V94H137ZM180 97H179V96ZM105 96V97H104ZM112 96V95H111ZM130 96H132V94L130 95ZM140 95H138L137 97H139ZM164 96H165V98H164ZM177 96V97H176ZM192 96V97H191ZM21 97H24V99L23 98H21ZM130 97H127V99H129ZM20 99H23V102L20 100ZM113 99V100H114ZM124 99V101H125V99H126V97L125 98H123ZM123 99H121V101L123 102ZM145 99V100H144ZM30 102H32V103H28L29 101ZM132 99H130V102H129V100H128V105L130 104V103H132V101H131ZM134 101V100H133ZM137 101H140V103L138 102V103H136ZM179 101H181V102H183L182 103V105H180L181 107H178L179 106V104L181 103H178ZM22 102V103H21ZM88 102V103H87ZM17 103V104H16ZM178 105H177V104ZM30 104H32V105H30ZM125 104V103H124ZM184 104V105H183ZM26 105V107H28ZM132 105H134V104H132ZM145 105H146V107L147 108H145V110H144V107H145ZM29 108V107H28ZM47 109V110H45V109ZM42 110L44 111V112H42ZM142 110H144V111H142ZM38 114V115H35V114ZM41 113H43V114H41ZM39 114H41V115H39ZM130 114H132L131 115V118H129V119H127V117L130 115ZM46 115V114H45ZM133 115H135V116H133ZM139 115H138V118H139ZM179 115H181V116H179ZM202 115H204V114H201V116ZM51 116H49L50 117V122H52V124L51 125H54L55 123H53V122H55V121H52V119H51ZM134 118H133V117ZM142 117V116H141ZM140 117V118H141ZM143 117H144V115H143ZM178 117H180V119H178ZM182 117V118H181ZM201 118V117H200ZM132 119H133V123H131L130 121H132ZM155 119L157 120V122L155 121ZM191 119V120H190ZM54 120V119H53ZM130 120V121H129ZM199 120V119H198ZM64 121V122H63ZM189 121V122H188ZM135 122H136V124H135ZM156 122V125L157 126H160L161 128H159V127H156V133L157 132H159V134L161 133V129H162V133L163 132H165V134L163 135L162 133H161V135H163L162 137L161 136H159V134L157 133V135H156V133H154V132H152V130H155L154 128H155V126L156 125H154L153 123H155ZM198 122V121H197ZM31 123V122H30ZM150 123V124H149ZM63 124V125H62ZM29 125V124H28ZM141 126V125H140ZM135 128L137 127V126H134ZM141 127H144V126H141ZM146 127H144V128H146ZM131 128V127H130ZM153 128V129H152ZM187 128H188V130H189V132L190 133H188V131H187ZM68 129V128H67ZM70 129V128H69ZM85 129V130H84ZM133 129V128H132ZM159 129V130H158ZM84 130V132L87 130V133L85 132H82L86 137L84 138V136L82 135V133H81V136L79 137V138H75V139H78L77 141H72V139H70V134H71V136H76V133L77 132H80V131H83ZM126 130V129H125ZM148 130H149V137H151V132H152V136H154L153 134H155L156 135V137H154V138H148V135H147V132H148ZM47 131H49V130H47ZM111 132V133H110ZM70 133V134H69ZM109 133V135H107L106 137H105V134H108ZM104 134V136L103 137H105V138H103L102 139V135ZM116 134V136H117V134H120V133H115ZM121 134L123 135V133L121 132ZM125 134V133H124ZM48 135H49V133H48ZM55 135V136H54ZM83 136V137H82ZM110 136V137H111ZM120 136V135H119ZM126 136V135H125ZM167 137V139H165L166 137ZM121 137V136H120ZM144 137V136H143ZM143 138L144 140L142 141V143L146 140V138ZM54 138H55V140H54ZM81 138V139H80ZM92 138V139H93ZM111 138H113V137H111ZM115 138V137H114ZM74 139V138H73ZM85 139V140H84ZM88 139H90V137H88ZM91 139V140H92ZM149 139V140H148ZM107 140V139H106ZM106 140H105V142H106ZM167 140V141H166ZM141 141V140H140ZM169 141V142H168ZM96 142H93V140H92V143L93 144H95V147H96V145H97V143ZM184 142H186V141H184ZM184 142H183V144H184ZM15 143H17V147L15 146L16 144ZM81 143V145L82 144H87V143H83L82 141L80 142ZM79 143V144H80ZM100 143H102V142H100ZM99 143V144H100ZM106 143H108V142H106ZM116 143V142H115ZM155 143H156V140H155ZM172 143V142H171ZM20 146H19V145ZM73 144H74V146H73ZM105 143H104V141H103V143H102V147H100V145H97V150H99L100 149V151L101 152H99V151H97V152H99L98 154H101L102 155V158H103V154L104 153H106L105 152V150H102V149H105V148H107V146H105L104 145ZM111 144H112V140H111ZM144 145L146 144V142H144L143 143ZM182 144V145H183ZM46 145L44 146V147H46ZM76 145V146H75ZM80 145V146H81ZM90 145H92L91 143H90ZM104 145V146H103ZM109 145V144H108ZM142 145L143 147H144V151H145V153H142V154H144L143 155V157L145 156V158L143 159V157H142V159L143 160H145L146 162H148L146 159H147V157H148V160H149V156H147L148 154V152L146 151V150H148V147L149 146H151V145H149V146H147V145ZM173 145V144H172ZM182 145H181V147H182ZM186 145H187V142H186ZM84 146V145H83ZM83 146H81V147H83ZM147 146V147H146ZM177 146H179V145H177ZM43 146H42V148H44ZM74 147H76L75 149H73ZM89 146H86L85 148H88ZM92 147H94V145H92ZM92 147H90V150L91 149H93ZM98 147H100L99 149H98ZM110 147V146H109ZM142 147V148H143ZM155 147V146H154ZM171 145H170V149H169V151L171 150ZM174 147H175V145H174ZM181 147H179V149L181 148ZM183 147L184 148H187V147H185V145H183ZM182 147V149H184ZM17 148V149H16ZM84 148V147H83ZM145 148H146V150H145ZM151 148V147H150ZM13 149H14V151H13ZM21 149L22 150H24V147L22 148L21 147ZM20 149V150H21ZM74 151H73V150ZM79 149V148H78ZM77 149V152L79 151ZM175 149V148H174ZM84 150H86V149H84ZM108 150V149H107ZM106 150V151H107ZM112 150V149H111ZM181 150V149H180ZM185 150V149H184ZM109 151V150H108ZM107 151V152H108ZM168 151V152H169ZM48 152V151H47ZM84 154V153H83ZM92 154V153H91ZM107 155H108V153H106ZM105 154V155H106ZM76 155H78L79 156V158L77 159V157L78 156H76ZM88 156H89V154H87ZM100 155V156H101ZM164 155H165V153H164ZM17 156V155H16ZM65 156H66V158H67V156H68V162L66 161V160H61V163H59V162H57V159L58 158H60V159H64L65 158ZM147 156V157H146ZM162 156V155H161ZM41 157V156H40ZM40 157H39V159H40ZM62 157V158H61ZM90 157V156H89ZM106 157V156H105ZM13 158H16V159H13ZM42 158V157H41ZM92 157H90L89 159H91ZM100 158V157H99ZM102 158H100L101 160H102ZM160 158V157H159ZM162 158V157H161ZM10 159H13V161H14V163L10 160ZM80 159V160H79ZM84 159H85V157H84ZM94 159V158H93ZM17 160V161H16ZM37 160H38V158H37ZM101 160H100V162H101ZM158 160V159H157ZM15 161H16V163H15ZM22 161V160H21ZM28 161V160H27ZM18 162V163H17ZM30 162V161H29ZM28 162V163H29ZM39 162V161H38ZM38 162H37V165H38ZM43 162V161H42ZM57 162V163H56ZM143 162V161H142ZM23 163V162H22ZM149 163H150V161H149ZM159 163V162H158ZM18 164V165H17ZM25 164V163H24ZM23 164V165H24ZM99 165V166H97V165ZM145 164V162H143V164L141 163V165H144ZM147 164V163H146ZM145 164V165H146ZM151 164H152V162L149 164L150 166H151ZM17 165V166H16ZM32 165V164H31ZM31 165L29 166V167H31ZM144 165V166H145ZM148 164L146 165V166H149ZM49 166H52V167H54V170L52 169V168H49ZM149 166V167H150ZM159 166V165H158ZM26 167V169H27V167L28 166H25ZM68 167H69V169H68ZM100 167V168H99ZM18 168H20V167H18ZM22 168V167H21ZM37 168V169H36ZM10 169V170H11ZM30 169V168H29ZM58 169H60V170H58ZM107 168H105V170H106ZM15 171H16V173H15ZM27 171H29V170H27ZM31 171V170H30ZM147 172V171H146ZM151 172V171H150ZM58 174V177H57V179L59 178V180H57L56 179V177H53V176H55V175H57ZM147 174V173H146ZM17 175V176H16ZM20 175H21V177H22V179H21V177H20ZM148 175H151V174H148ZM148 175L147 176H143V177H141V179L143 180V178H144V180H147V178H148ZM18 176H19V178H18ZM17 177V178H16ZM52 177L54 178L53 180H52ZM146 177V178H145ZM15 178H16V180H15ZM114 178H115V176H114ZM21 179V180H20ZM50 179H51V181H50ZM111 180H113L112 182L114 183V179H112V177L110 178ZM140 179V180H141ZM149 180L151 179V176H150V178H148ZM102 180L103 181H105L104 183L105 184H102L103 182H102ZM117 180V179H116ZM120 180V179H119ZM22 181V182H21ZM48 181H50V183L48 182ZM148 181V180H147ZM16 182V183H17ZM25 184H24V183ZM46 182H47V184H46ZM111 182V183H112ZM119 182V181H118ZM147 184V186L148 185H151V183H149V182H146V181H144V184ZM105 185V186H102V185ZM25 185V186H24ZM45 185L43 186V187H45ZM16 186V185H15ZM9 187H7V193H9L10 192V189H9ZM43 187H41V188H43ZM104 187L107 189V190H105L104 189ZM110 188H112V186L110 187ZM109 188V189H110ZM43 189H45V188H43ZM43 189H41V191L43 190ZM113 189V188H112ZM111 189V190H112ZM120 189H121V187H120ZM119 189V190H120ZM52 190V191H51ZM76 190H77V194H76ZM104 190H105V192H104ZM21 191V190H20ZM23 191H21V192H23ZM27 191H28V193L30 194V193H32V195L30 194V195H27ZM44 191V190H43ZM42 191V192H43ZM47 191V192H48ZM58 191V192H57ZM113 191H114V189H113ZM113 191H111L112 193L111 194H115V192H113ZM42 192H40V194L42 193ZM47 192H45V194H47ZM56 192L58 193V194H56ZM73 192H75V194L76 195H74V193ZM116 192H117V190H116ZM20 193V192H19ZM49 193V192H48ZM142 193V192H141ZM147 193V192H146ZM145 193V194H146ZM2 193H0V195H1ZM22 194V193H21ZM44 194V195H45ZM107 196H106V195ZM111 194H110V196H111ZM120 194H121V192H120ZM122 194H124V193H122ZM143 194V193H142ZM23 195V194H22ZM38 195V198H37V196H35L36 198H37V202L39 201L38 199H39V193L37 194ZM48 195V194H47ZM78 195V196H77ZM116 195V194H115ZM139 195H140V193H139ZM144 195V194H143ZM6 196V195H5ZM54 196V195H53ZM109 196V197H110ZM145 196V195H144ZM147 196V195H146ZM1 197H4V196H2L1 195ZM28 198V200L29 199H31V198ZM78 199H77V198ZM109 197H107V198H109ZM115 197V196H114ZM35 198V199H36ZM51 199H52V197H50ZM56 198V197H55ZM58 198V197H57ZM62 198H60V200L59 201H61L62 200ZM99 198H101V200H98ZM106 200H105V199ZM116 198V197H115ZM114 198V199H115ZM5 199H8V198H5ZM34 199V200H35ZM40 199V200H41ZM59 199V198H58ZM117 199V198H116ZM3 200V199H2ZM9 200V199H8ZM41 200V201H42ZM52 200H54V199H52ZM75 200V201H74ZM103 200V201H102ZM110 200V199H109ZM71 201V202H70ZM99 201V202H98ZM0 202H2L1 200H0ZM3 202H5V203H8V202H6L5 200H3ZM3 202H2V204H3ZM29 202V201H28ZM33 202V201H32ZM74 202V203H73ZM78 202V203H77ZM102 204H101V203ZM31 203V202H30ZM39 203H40V201H39ZM42 203V202H41ZM47 203V204H48ZM76 203V204H75ZM97 203H98V205H97ZM108 203V202H107ZM1 203H0V206L2 205ZM35 204V203H34ZM37 204V203H36ZM42 204V205H43ZM58 204V205H59ZM62 204V205H61ZM74 205V210H75V206H76V209H77V211L75 210V212H73L72 210V207H73V205ZM78 204V205H77ZM105 204V206H106V208L103 206V208H105V209H103V208H101V205H104ZM7 205V204H6ZM42 205H40V206H42ZM100 205V206H99ZM5 206V205H4ZM33 206V205H32ZM39 206V205H38ZM48 206V205H47ZM72 206V207H71ZM3 207V206H2ZM26 207V206H25ZM31 207V206H30ZM29 207V209L30 210H32L31 208ZM35 207V206H34ZM104 211L102 214H101V212L99 211L100 210V208ZM39 208H41V207H39ZM38 207L36 208V213L39 211L38 209H39ZM43 208V207H42ZM41 208V212H46L44 209H42ZM44 208H45V205H44ZM110 209V212H112L113 211V209H111V207H109ZM0 209H2V208H0ZM35 209V208H34ZM49 209V208H48ZM26 210V209H25ZM44 210V211H43ZM47 210V209H46ZM52 210H54V209H52ZM57 210H54L53 211V213H55V211L56 212H58ZM107 210V211H106ZM112 210V211H111ZM1 211V210H0ZM106 211V212H105ZM3 212V211H2ZM9 212H11V211H9ZM27 212V211H26ZM32 212V211H31ZM40 212V211H39ZM51 211H49V213H50ZM110 212L108 213V214H110ZM5 213H6V211H5ZM12 213V212H11ZM11 213H7V214H11ZM27 213H29V211L27 212ZM34 213H35V211H34ZM49 213H47V214H49ZM6 214V215H7ZM39 214V213H38ZM42 214V213H41ZM41 214H40V216H41ZM44 214V213H43ZM101 214V215H100ZM116 215L117 213L115 212L114 213V211H113V213H112V215ZM21 215V214H20ZM44 215H46V214H44ZM105 215H107V214H105ZM104 215V217L106 218V217H108V216H105ZM113 215V216H114ZM7 216H9V215H7ZM26 216V218L27 219H30V218H28L27 217V214L25 215ZM29 216V215H28ZM43 216V215H42ZM47 216V215H46ZM51 216H53V215H51ZM50 216V217H51ZM111 216V215H110ZM111 217V219L112 218H115V217ZM31 217H32V214H31ZM37 217V216H36ZM38 217H39V215H38ZM37 217V218H38ZM54 217V216H53ZM52 217V218H53ZM23 218H25V217H22V219ZM45 218V217H44ZM55 218V219H56ZM60 218H61V220H60ZM4 219H5V217H4ZM7 219H10L9 217L7 218ZM19 219V218H18ZM20 219H21V216H20ZM21 219V220H22ZM32 219V218H31ZM96 221H95V220ZM108 218H106L105 220H107ZM110 219V218H109ZM49 220V219H48ZM47 220V221H48ZM6 221H8V220H6ZM19 221V220H18ZM25 221V220H24ZM24 221H23V223H24ZM29 221V220H28ZM46 221V220H45ZM50 221V220H49ZM104 221V220H103ZM5 222V221H4ZM57 222H58V220H57ZM84 222H86V224L87 225H85V223ZM91 222V223H90ZM100 222V223H101ZM107 222H108V220H107ZM8 223V222H7ZM21 223V222H20ZM22 223V224H23ZM29 223H31V222H29ZM28 222H26V224H29ZM52 223V222H51ZM88 223H90V224H88ZM92 223V224H93ZM97 223V225H98V222H96ZM111 223V222H110ZM32 224H34V223H32ZM40 224V223H39ZM42 224V223H41ZM41 224H40V227H41ZM105 224V223H104ZM20 225V224H19ZM35 225V224H34ZM43 225V229L42 228H40V229H42V230H44V229H46L47 228V226H46V228L44 227V224H42ZM46 225H48V222H47V224ZM49 225H51V224H49ZM53 225V226H54ZM83 225V227H81V226ZM106 225V224H105ZM17 226V225H16ZM16 226L14 227V229L12 228V227H10V228H12L11 230H12V232H10V234H7L6 233V235L7 236H10L9 237V239L11 238V237H13V239L15 238V240H16V236H17V234H16V231H17V228H16ZM29 226H30V224L29 225H26V226H24L23 227V229H25V231H26V228L29 230H32V229H34V230H36V229H38V231H40V229L38 228V226L39 225H37L36 224V227L35 226H30V228H29ZM85 226V227H84ZM88 226V227H89ZM107 226V225H106ZM5 227V226H4ZM33 227H35V228H33ZM48 227H50V226H48ZM80 227V228H79ZM95 227V229L94 230H96V227L97 226H94L93 225V228ZM99 227H102V226H99ZM2 228V227H1ZM8 228V227H7ZM9 228V229H10ZM20 228V227H19ZM18 228V229H19ZM22 228V227H21ZM32 228V229H31ZM53 228V227H52ZM83 230H82V229ZM3 229V228H2ZM6 229V228H5ZM5 229L3 230V236L5 235ZM9 229H6V230H9ZM48 229V228H47ZM46 229V230H47ZM51 229V228H50ZM54 229V228H53ZM78 229L80 230V231H78ZM92 229V228H91ZM102 229V228H101ZM11 230H9V231H11ZM22 229H19L18 231H21ZM45 230V231H46ZM57 230V231H56ZM82 230V231H81ZM84 230H87V232L86 231H84ZM97 230H98V228H97ZM25 231H23L22 233H21V235L22 234H25ZM33 231V230H32ZM48 231V230H47ZM100 231V230H99ZM106 231H108V230H106ZM106 231H104L103 230V232H106ZM8 232V231H7ZM28 231H26V233H27ZM30 232V231H29ZM36 232V231H35ZM41 232V231H40ZM44 232V231H43ZM82 232V233H81ZM84 232H86V233H84ZM102 232V230L100 231V233H103ZM108 232H110V230L108 231ZM1 234L0 235H2V232H0ZM53 233H55V234H53ZM79 233H81V234H79ZM83 233H84V235H83ZM90 233H92L93 234V231L92 232H90ZM95 233H97V231H95ZM44 234V233H43ZM107 234V233H106ZM19 235V234H18ZM80 235H82V236H85V237H81ZM94 235V237H95V235L96 234H93ZM93 235H92V237H93ZM98 235H100V234H98ZM97 235V236H98ZM109 235V234H108ZM80 236V237H79ZM101 236L103 237H105V236H107V235H102L101 234ZM49 237H50V235H49ZM80 238V240L82 241V239H83V241L81 242L82 243V245L83 246H80V247H78V245H77V243L79 242L78 240H79V238ZM89 237L90 236H88V238H86L87 240H89ZM1 238H2V236H1ZM91 238V237H90ZM48 239V238H47ZM101 240L103 239V238H100ZM2 240V239H1ZM0 240V244H2V241ZM14 240V241H15ZM86 240V241H87ZM93 240V238L90 240V242ZM97 240V239H96ZM107 240H108V238H107ZM107 240H105V241H107ZM3 241L5 242L6 240H4L3 239ZM7 241H9V240H7ZM14 241H13V244H14ZM104 241V242H105ZM4 242H3V244H4ZM15 242H17V241H15ZM77 242V243H76ZM94 242V241H93ZM103 242V243H104ZM9 243V242H8ZM75 243H76V245H75ZM2 244V249L4 248L3 245ZM12 244V243H11ZM53 244V243H52ZM86 244V243H85ZM90 244V243H89ZM91 244H92V242H91ZM105 244V243H104ZM76 246V247H74V246ZM6 246H7V243H6ZM87 246H89L88 245V243H87ZM96 246V245H95ZM97 246H98V244H97ZM100 246V245H99ZM74 247V248H73ZM51 248V249H52ZM73 248V249H72ZM83 248V249H84ZM87 248V247H86ZM97 248V247H96ZM72 249V250H71ZM93 249H95V248H93ZM101 249V248H100ZM100 249H99V253L101 252L100 251ZM233 249V248H232ZM236 249V248H235ZM49 250V249H48ZM85 250V249H84ZM88 250V248L85 250V251H87ZM89 250H91V249H89ZM88 250V251H89ZM97 250H98V248H97ZM97 250H95V252H94V254L96 253L97 254V256H98V251ZM102 250V249H101ZM105 250V249H104ZM224 249H221V251H223ZM229 250V249H228ZM237 250V249H236ZM50 251V250H49ZM72 251L74 252V253H72ZM92 251V250H91ZM91 251H89V253L91 252ZM152 251V250H151ZM227 251V250H226ZM231 251V250H230ZM235 252V250H232V252ZM80 252V253H81ZM105 253L107 252V251H104ZM149 252V251H148ZM237 252V251H236ZM52 253V251H50L49 252V254H51ZM86 253V252H85ZM105 253H103V251H102V253L101 254H105ZM229 253V252H228ZM53 254V258H54V255ZM92 254V253H91ZM95 254V255H96ZM52 255V254H51ZM50 255V256H51ZM49 256V257H50ZM97 256H95L96 257V259L98 258ZM94 257V258H95ZM105 257H107V254H106V256H104V258ZM48 258V257H47ZM89 258V259H88ZM101 258H103V257H100L99 259L100 260H97V262L98 263H103V262H105V260L103 261V262H101ZM103 258V259H104ZM50 259V258H49ZM52 259V258H51ZM51 259H50V261H51ZM48 260V259H47ZM106 260H107V258H106ZM54 261V260H53ZM52 262V261H51ZM95 263V264H98V263ZM49 263V262H48ZM50 264V263H49ZM54 264V263H53Z\"/></svg>",
  "mask_w": 264,
  "mask_h": 264
}]
</instances>
